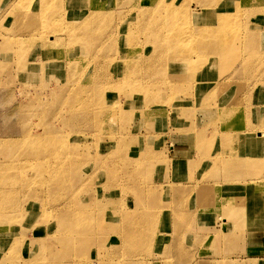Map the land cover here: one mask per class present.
I'll list each match as a JSON object with an SVG mask.
<instances>
[{"label":"rangeland","instance_id":"1","mask_svg":"<svg viewBox=\"0 0 264 264\" xmlns=\"http://www.w3.org/2000/svg\"><path fill=\"white\" fill-rule=\"evenodd\" d=\"M171 1L176 7L170 11L166 10L167 0L160 3L162 10L155 12L157 22L138 26L134 21H145L149 0H0V159L13 156L14 163L20 164L6 184L12 186L20 181L23 173L29 177L39 158L49 156L59 181L47 195L30 192L21 209L23 214L51 198L65 210L71 205L73 211L74 202L87 204L103 197L99 201L103 206H98L95 218L86 220L83 227L91 232L99 228V234H85V254H54V264H67L74 260L73 255L84 259L85 264L99 254L104 258L101 244L91 253L89 244L93 239L104 241L105 236L109 241L133 243L128 252L135 255L123 258L121 245L116 250L121 255L107 264L251 261L247 256H233L231 249L233 241H243L241 234L253 228L264 229L247 226L252 219L247 209L251 197L264 202V0ZM38 7L48 10L44 24L38 15L35 17ZM224 13L228 14L224 22L218 23L219 15ZM56 16L59 24L48 26ZM87 20L94 28L81 27ZM215 25L218 31L208 36L207 27ZM76 27L80 30L69 31ZM92 34L97 37L90 38ZM175 35L199 36L194 42L181 44L186 63L168 51L165 42L175 40ZM125 57L143 65L140 72H130L127 81L121 77L127 68ZM84 60L87 64H81L83 70L73 83L75 65ZM104 71L113 74V84L126 86H100L102 89L92 96L95 103L88 97L98 83L92 85L93 89L85 86L89 76ZM54 73L62 76L57 80ZM132 89L140 93L126 98ZM63 97L71 101L68 106ZM70 115L71 120H65ZM245 121L252 122L254 130L239 136L251 127ZM227 122L237 124L227 128ZM213 125L216 135L211 132ZM195 130L203 132L201 143L192 139ZM27 131L38 135L56 132L61 141L59 154L56 151L54 158L46 152L47 145L28 155L21 153L26 142L22 133ZM251 137L255 141L250 150H237ZM67 161L72 167L64 171L63 162ZM250 162L251 167H247L245 163ZM33 187L32 191L40 188ZM155 190L161 192L164 203L150 197ZM116 200L124 201V207L113 213L111 207L112 203L116 206ZM140 202L157 216L154 221L150 220L153 213L144 218L143 223L149 225L153 235L148 243L143 241L144 231L128 234L129 217ZM123 212L122 222L119 217ZM63 214L45 217L47 223L51 221L52 227H48H69L70 218L66 221ZM34 217L24 215L17 222L11 219L0 224V230L3 225L14 229L8 240H1L0 233V249L11 245L15 230L31 237L33 231L28 230L36 232L40 227L41 233L40 224L45 218L37 225ZM19 225L24 227L16 229ZM6 233L9 232L3 234ZM64 236L65 240L67 235ZM136 240L135 246L143 248L140 251L133 248ZM29 246L19 248V252L26 255L37 248ZM44 257L41 259L50 262L49 257ZM20 262L13 258L4 264Z\"/></svg>","mask_w":264,"mask_h":264},{"label":"bare ground","instance_id":"2","mask_svg":"<svg viewBox=\"0 0 264 264\" xmlns=\"http://www.w3.org/2000/svg\"><path fill=\"white\" fill-rule=\"evenodd\" d=\"M164 1L165 0H149L148 9H146V11H145V15H146L145 16V21L144 22H140V20H137V21L135 20L134 23H136V24H138V26H140L142 24H147V23H150V22H153V23L157 22L158 19L155 18V12L158 11V10H160V11L162 10L161 9L162 6L160 5V3L164 2ZM166 4H167V6H166V10L167 11H170L171 7H176V6L172 5V1L171 0H167ZM180 5H183V4H180ZM226 9H227V7H223L224 12H227ZM51 10H52V8L50 9V11ZM34 11H35V17H37V15H38L37 18L39 19V22L41 23V21H43L42 24L46 23V19H45L46 12L45 11H48V10L46 8H44V7H38V8H35ZM227 15L228 14L224 13L221 16V14H220L219 15L220 17H218V21L217 22L218 23L224 22V19H225V17ZM19 16H21V15H19ZM121 17H122V15H121ZM107 18L109 19L108 16H107ZM58 21H59V17L56 16L54 19H52L51 21L48 22V26H50V24H52V23L54 24L55 22H57V24H59ZM81 27H83V28H94L92 22L89 21V20L85 21ZM216 27H217L216 25L213 26V27H207V32H208L207 35L210 36V35L216 34V32L218 31V29ZM77 30H80L79 27H76V28H73V29H69L70 32L77 31ZM203 35L204 34H201V37ZM96 37H97V34H92L90 36V38H96ZM198 37L199 36L196 35V36H193L191 38H187L186 36L175 35V40H167L165 43L167 45H169L168 51L171 54H174L173 56H175L177 58H180L183 63H186L188 61L186 60L185 57L182 56V52L180 51L181 44L184 43V42H189V43L190 42H194ZM128 41H126V44H127ZM95 50H98V48H95ZM92 53H93V51H92ZM126 60H128V61H126ZM125 61H126L125 66H127V68L125 69L124 74H122L121 77L123 78L124 81H127L128 77H129L128 75L130 74V72H136V73L140 72L143 65H141L139 63H132L128 57H125ZM84 62H85V60L83 62L80 61L79 62L80 64L77 63L75 65L76 68H75V71H74V75H76V76L72 77L73 83H75L77 81V79L80 77L81 71L83 70V65H81V64H83ZM86 64L87 63L85 62V65ZM85 65H84V67H85ZM60 76H62L60 73H54V78H56L57 80H58V78ZM152 76H153L152 79L156 78V74H153ZM113 77H114L113 74L107 73L105 71L104 72H98V75L95 76V77L89 76L88 80L90 82L87 81L89 84H86L85 88L93 89L92 85L95 86L96 83H98V86H97V88L95 90L91 91L93 94L91 93L92 95L88 97V100H90V101L94 100V102L96 103V99L93 98L92 96L94 95V93L98 92L99 89H102V88H100V86L110 85V88H112V89H116V88H119V87L123 88L124 86H126L125 84H123L121 86L120 83L113 84L112 83L113 79H114ZM90 78H91V80H90ZM104 78H105V81L103 82ZM219 84L220 83H218V85ZM221 84H222V82H221ZM136 87H139V86L137 85ZM58 88L62 89L61 87H58ZM57 90H59V89H57ZM60 91L61 90H59V93H60ZM59 93H57L56 95L59 96ZM70 93L71 92H69V94H68L69 96H70ZM132 93H140V90L139 91L138 90L134 91V89H132V91H130L126 95V98L128 96H130ZM58 99H61V95L59 96ZM98 99L103 100V98H101V96H99ZM62 100L64 101V103L67 104V106L71 103L69 98L63 97ZM113 101H115V100H113ZM73 102H74V99H73ZM116 103L117 102H115L114 105ZM223 110L225 112L227 111L225 109H223ZM57 113H59V112H57ZM224 116L225 115H222V117H224ZM72 117H73L72 115H70V117H66V118L64 116L62 120L64 121V118H65V120L70 121ZM76 117L80 118V116H76ZM195 118H196V116H195ZM213 122H215V121H213ZM244 123L249 125V126H251V127H247L244 130V132L239 134V136L252 134L251 130H254L252 128V122H246L245 121ZM236 124L237 123H228L227 122V123H225V126H227V128H231V126L236 125ZM213 126H214V129L211 132H214L215 135H216L218 133L216 132L215 125H213ZM54 133H56V132L49 131V132H46L44 135H42V134L41 135L32 134L29 131L25 132L24 134L22 133V136L24 137L26 142H25L24 146L21 147V149L19 148L20 152L21 153L23 152L24 154L28 155L32 151H37L41 147L47 145V149H49V150L46 149L47 151L46 150L45 151L48 152V153L50 152L49 154L50 155L52 154L53 157H54V155L56 154V151L59 154V148H61L60 145H59V143L61 141L59 140L57 135H55ZM186 133H187V130L184 131V134H186ZM29 135H31L32 137H29ZM191 135L192 136L194 135L192 139L195 142H197V143H201L204 140L203 139L202 130H200L198 132L195 130V133H191ZM200 139H201V141H200ZM1 140L2 139H0V142H1ZM254 141H255V139L252 138V137L246 139L237 148V150L238 149L241 150V151L250 150L252 145H253V143H254ZM17 147H19V146H17ZM17 147H13V149H17ZM69 149H70V146H69ZM73 149H74V147H73ZM70 151H72V150L70 149ZM73 153H74V151H73ZM46 154L47 153H45V155ZM11 158L3 157V158L0 159V224H3V223H5V222H7L8 220H11V219H17L15 221V222H17L19 217L24 216V215H30V218L35 216L34 218L38 219L36 221V223L38 225V224L42 223V222H39L40 219H44L45 217L47 218L48 216H50V215H52V214H54L56 212H58V215L59 214L61 215L62 212H63L64 214L66 213L65 216H67V217L64 216L66 218V221H67L68 217L70 218V220H69L70 223H68V224H70V226L67 227L68 225H66V224L62 225L61 224V225H55L56 227L54 229H52L51 228L52 226L50 225L51 221L49 223H47L48 221L45 218L44 219V221H45L44 224H40V226H42V232L41 233H40V227L36 229V232L33 229H29L28 230V231H30V230L33 231L32 232L33 235L31 237H26L25 234L19 235V232L17 230H15V237L11 238V240H12L11 245H9L6 248L0 249V264H4L5 261H11V259H13V258L14 259L15 258L20 259L21 262L19 264H43V263H45L47 261L45 259L44 260L41 259L42 257H44V254L48 255V257L50 259V262H46L45 264H49V263L54 264V262H56L55 259H54L55 258L54 254H56V255L58 254L59 255L62 252H69V253H72L74 255L79 254V253H84L85 254V251H84V246L86 244V239L84 238L85 234H87V233H89V234H94V233L95 234H99V228H95L94 231L91 232L92 229L90 230V228H83V227L86 226V224H85L86 220H90L93 217L95 218V215L98 212V206H100V205L103 206V204H102L103 202H99L103 197L98 198V199L94 198L93 200H89L87 204H79V203H75L74 202L73 203V206H74V210L73 211L70 210V206L71 205L67 208V210H65V208L61 205V203H56V202H54V199L51 198L50 200L52 201V203H50L51 201L50 202H39L40 207H35L34 208V206H32V207H30V211L29 212L26 211L23 214V210H21V209L23 208V206L25 204V201H26V199L28 197V194L30 192H34V193L41 192L42 194H45V195L49 194L50 193L49 188H51L53 185L57 184L58 181H59V178H57L58 175L56 174L58 171H57V168L54 166L55 164L53 165V162L49 159V156H47L45 158H42V159L39 158V161L37 162V165H36L37 167H35V170L30 168V169L33 170V172L30 174L29 177H27V175L23 173V177L24 178H22L20 181H18L16 183H14L12 186H10V185L6 184V182L14 177L15 172L20 167V164L14 163V161H13L14 158H13V160ZM79 158H80V156H79ZM141 158H142V155L140 157H138V159H141ZM15 159L17 160V158H15ZM27 160H25V161H27ZM18 161L20 162V160H18ZM23 161H24V159H23ZM76 161L77 160H74L73 161L74 163L73 162L72 163L77 165ZM68 162L69 161L63 162L64 171H65L66 168L68 170L69 168L72 167ZM251 163L252 162L245 163V164H246L247 167H251ZM61 167H62V165H61ZM59 169H60V167H59ZM61 172H63V171H61ZM34 185H38V186H40V188L35 190V191H32V189L34 188L33 187ZM250 185L251 184H249V186ZM42 186H45V188L42 187ZM35 189H36V187H35ZM160 196H161V192L159 190H155V192L152 191L151 194H150V197L152 199H155L156 202L164 203V201L160 199ZM70 198H71V196H70ZM47 200L49 201V199H47ZM60 200L62 201L63 199H60ZM67 200H68V198H67ZM21 201H22V203H21ZM92 201H96V203H92ZM116 201H117L116 206H114V203H112V207L110 206L112 208L111 211L113 213H116V211H117V209L119 207H124V201H118V200H116ZM251 201H253V202H251ZM251 201L248 202L247 209L251 210L252 219L247 224V226L248 227L258 226V227L264 228V214H263L264 213V202L262 203V201H261V203H259L260 202V198L259 197H255L254 198L253 196L251 197ZM69 203H71V202L68 201V204ZM254 207L257 208L256 212L253 210ZM103 208H105V207H103ZM135 209L136 210L134 211V215H132V217H129L131 219H130V221L128 223L129 224V233L128 234L135 233L136 231L137 232H143L144 231V235H143L144 243L151 242V239H152L153 235L150 232V227H149V225L145 226V223H143V222H144V218L146 217L147 213H153V215L150 217V220L154 221L155 219H157V216L154 215L156 212H154V211L148 212L147 209H144L141 206V202H140V205H138V204L136 205ZM102 210L103 209H101L100 211H102ZM60 215H59V217H60ZM124 215H125V213L123 212V214H121L120 217H119L122 222H123V216ZM50 218H51V216H50ZM59 220H60V218H59ZM63 223H66V222H63ZM48 226H51V227H48ZM22 227H24V225H19V226L16 227V229H21ZM79 228H83V229L80 230ZM11 230H14V229H11L7 225H3L1 230H0V233L2 235L1 240H8V236H9ZM5 231H7L9 233L3 234ZM125 232H126V229L123 230V233H125ZM64 235H67L65 240H64V237H65ZM57 240H59V241H57ZM109 243H111V246L109 245ZM136 243H137V240L135 241L134 247H133V248H135V251L142 250L143 248L141 246H135ZM30 244L32 245V247H34V245H37V248L35 250H34L35 247L33 249H30L28 254H26V255H23V254H21L19 252V248H22V247L27 246V245L29 246ZM97 244H101L99 246V248L101 246L104 247V252H103L104 253V258L102 256H100V254H99V255L96 256L94 261L92 259V261L88 262L89 264H107L106 262H108V260L114 259V257L117 258L118 257L117 255H121L120 252L116 251L117 249L121 248V245H122L121 250L123 251L122 252V257L123 258L124 257L132 258L133 256H135V255H130L129 252H128V251H130V246L133 243L129 245V243H126L125 241L124 242L123 241L117 242L116 240L109 241V237L105 236L104 237V241L93 239L90 242V244H89L90 245V253L93 250V248L96 247ZM154 246L160 247V246H162V244L161 243L160 244L159 243H154ZM146 251H148V250H146ZM51 252H53V253H51ZM90 253H89V255H90ZM3 255H4V258L1 259L3 257ZM74 255H73V257H71V259L73 258L74 260L69 261V262L67 261L68 262L67 264H85L84 259L78 258V257H74ZM112 255H114V256L112 257ZM136 255L138 256L140 254H136ZM48 257L45 256L44 258H48ZM40 259L43 260V261H40ZM65 260H67V259H65ZM121 260H122V258H121ZM140 260L141 259L139 258V261ZM142 260H145V257H142ZM127 261H129V260H127ZM146 261H148V260H146ZM137 262H138V260H137ZM58 264H61V263L59 262ZM134 264H137V263H134Z\"/></svg>","mask_w":264,"mask_h":264},{"label":"crops","instance_id":"3","mask_svg":"<svg viewBox=\"0 0 264 264\" xmlns=\"http://www.w3.org/2000/svg\"><path fill=\"white\" fill-rule=\"evenodd\" d=\"M171 148L169 147V149ZM241 235H243V241L240 239L233 241L232 255L240 256L243 259L250 257L251 261L243 264H264V229L253 228L252 232ZM222 246L224 247L225 244Z\"/></svg>","mask_w":264,"mask_h":264}]
</instances>
